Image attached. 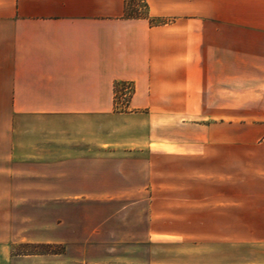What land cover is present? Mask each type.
<instances>
[{
	"label": "crops",
	"instance_id": "0c3cea01",
	"mask_svg": "<svg viewBox=\"0 0 264 264\" xmlns=\"http://www.w3.org/2000/svg\"><path fill=\"white\" fill-rule=\"evenodd\" d=\"M131 1L0 0V264H97L19 248L76 235L50 206L96 194L66 166L145 151L183 155L186 261L264 264V0Z\"/></svg>",
	"mask_w": 264,
	"mask_h": 264
},
{
	"label": "rangeland",
	"instance_id": "374dc122",
	"mask_svg": "<svg viewBox=\"0 0 264 264\" xmlns=\"http://www.w3.org/2000/svg\"><path fill=\"white\" fill-rule=\"evenodd\" d=\"M181 157L183 155L180 154L172 155V158L168 155L159 157L145 151L129 156L123 165H108L98 160L95 167L66 166V194L74 190L88 192L90 188L96 195L91 198L65 196L59 199L57 210L50 206L49 217L51 220L63 218L66 225H77L79 229L74 233L82 237L88 233V223L91 227L96 225V242L91 246H76L72 244V237L76 235L71 236L72 230L66 229L64 244L30 243L19 249L25 252H62L69 249L70 253H78L85 247L84 252L96 257L97 264H198L196 248L199 247L189 246V259L186 261L184 199L181 196L184 163ZM154 160L156 164H151ZM170 173L175 175L171 190L168 184L158 189V185H154L155 180ZM52 201L54 199H50V204ZM159 207L166 208L163 216L155 212ZM155 222L170 223L176 232L158 237L155 231L148 230ZM114 232L118 235L111 236ZM110 237L124 239L112 241ZM134 238L141 241H131Z\"/></svg>",
	"mask_w": 264,
	"mask_h": 264
},
{
	"label": "trees",
	"instance_id": "16d2710c",
	"mask_svg": "<svg viewBox=\"0 0 264 264\" xmlns=\"http://www.w3.org/2000/svg\"><path fill=\"white\" fill-rule=\"evenodd\" d=\"M135 13H137V12H135Z\"/></svg>",
	"mask_w": 264,
	"mask_h": 264
}]
</instances>
